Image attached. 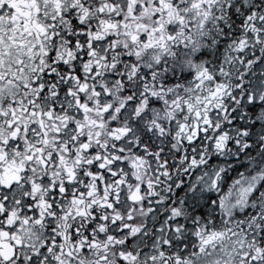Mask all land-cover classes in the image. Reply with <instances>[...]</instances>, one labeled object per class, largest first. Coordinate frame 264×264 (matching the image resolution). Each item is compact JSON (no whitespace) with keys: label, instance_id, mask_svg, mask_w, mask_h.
I'll return each instance as SVG.
<instances>
[{"label":"clouds","instance_id":"clouds-1","mask_svg":"<svg viewBox=\"0 0 264 264\" xmlns=\"http://www.w3.org/2000/svg\"><path fill=\"white\" fill-rule=\"evenodd\" d=\"M227 2L234 6L233 11L238 19H244L246 13L250 15L249 9L255 12L252 20L245 19L243 25H237L241 32L240 37H231V32L235 31L231 28V23L234 21H231L228 9L225 8V27L229 29V35L226 36L223 29L217 30L209 25L212 30L205 31L202 38L198 27L194 26L191 36L193 41L199 42V47L192 43L181 45L178 49L170 46V53L162 56L159 66L153 64L150 69H145L155 73L154 80L151 77L139 79L138 76L143 77L144 72H138V76L133 75L131 65L120 62V57L131 50V45L127 50L122 47L126 40L123 36L119 37L121 51L118 55L110 50L102 51L98 47L96 55L74 60V56L68 54L67 36L70 34L76 38V32L71 30L70 22L58 23V30L65 32V35L55 42L56 58L59 60L63 57L68 60L67 67L71 70L72 77L69 79L68 73L55 65H47V67L56 73L62 84L73 90L71 97L61 96L66 108L70 107L71 110L68 122L84 123L85 127L83 133H76L72 128H68L65 132L64 121L61 119L59 127L64 136L60 138L59 143H56L57 138L53 135L55 129L52 122H49L47 145L42 142L37 145L34 142V147H42L46 157L50 153L61 154L65 144L70 149H74L64 154L65 161L75 172V190L79 191L80 187H84L93 192L91 197L85 195L84 203L78 206L88 212V216L87 218L77 216L75 220L69 219L66 222L61 218V214L57 213L52 223L56 225L57 233L65 231L66 223L78 227L81 238L86 233H92L98 244V247L89 248L86 252L75 253V258L71 261L65 257L66 264H120L121 252L126 255L130 252L135 254V260L129 255L127 264H175L178 252H184L182 264H248V261L243 259L244 256H255L258 260L260 259L255 252L258 245L251 243L252 230L247 227L249 223H255V221L252 220L251 213L245 215L248 209H242L236 204L238 189L233 185L236 179L233 170L237 169L245 173L250 171V168L244 166L249 165L254 154L243 151L245 139L240 135L238 125L248 126L250 121L259 123L258 117L264 119L261 117L264 106H258L255 115L248 111L247 106L242 107L239 103L227 107L226 115L224 108H221L220 113L217 114L212 107H209L212 126L209 127L207 134L197 137L193 131L195 126L199 124L200 129L205 127L203 100L197 106L201 110L200 121H196L193 115L186 112H178L174 104L178 94L181 102L185 98L189 99V102H194L190 94L175 87L177 82L188 84V81L182 79V75L187 76V73L193 70L192 65H195L197 69L208 66L220 75L221 82L227 84L230 90H236L238 85L235 81L246 83L243 77L249 71L248 58L252 57L255 61L259 50L264 49V24L259 21V16L264 14V0H227ZM88 3L92 4L93 0H88ZM96 3L103 4L105 0H96ZM221 3H225V0H221ZM117 12H120L119 4ZM93 17H97L95 8L89 13V19ZM114 18L113 16L112 19ZM253 21H255L256 32L249 38L248 33L254 26ZM85 24H88V20H85ZM257 33L262 34L260 46L259 49H253L250 45L255 41ZM239 39L247 42L243 51L240 49ZM225 41L230 43L225 44ZM217 46L221 50L219 59L223 63L224 73L219 72L220 65L213 68V61L217 57L215 51ZM47 47H53L50 41ZM88 51L90 49L85 44L84 52ZM72 52L80 53V49L74 48ZM204 52L209 53V56L201 57V53ZM104 55H107L108 59H101ZM114 56L118 61L116 68L112 66ZM144 64L145 61L136 60L138 70L143 68ZM165 66H167V72L164 71ZM77 68L80 69L82 77L80 82L75 79ZM93 68L95 71H91ZM84 81H86V91L83 93L84 103L91 106V111L86 115L89 121H98L103 127L89 125L82 119H77L79 114L74 101ZM215 83V80L207 82L203 86V91L196 90L193 94L205 97ZM161 85H163L162 90ZM94 89L100 92L99 96L94 94ZM150 90L157 91L158 96L149 97L147 93ZM243 91L244 89L241 88V95ZM224 98L229 99L227 93ZM149 99H158L160 103L149 106L145 103ZM69 101L73 103L70 105ZM257 104H260L259 100ZM105 105H110L108 112L103 111ZM235 109H239V112L233 117L232 113ZM169 112L175 113V117L170 118ZM239 113H247V115L241 119ZM229 119H232L234 123L228 124ZM175 120L187 125L185 132L175 131L177 128ZM4 123L0 121V125ZM157 124L160 125L159 129ZM114 129H128L130 134L125 135ZM0 132L6 136L8 129L2 127ZM224 132L228 133L227 139L230 143L225 144L223 151H219L213 147V144L217 134ZM72 135L90 136V147L95 150L94 153L82 152L79 141L74 142L71 139ZM188 135L193 136L192 145L187 143ZM116 136H120V140H116ZM237 140H239L240 151H237L235 143ZM24 155V152H20L18 159L21 162ZM97 155L100 156L99 161L96 159ZM114 155L119 157V161L113 160ZM137 155H141L142 166L137 169L120 170ZM38 156L39 153L33 164L28 165L29 172L26 178L28 183L35 181L38 186L35 192L36 200L56 204L64 201L66 211L68 208L77 207L71 205L64 194H55L52 191L54 187H59L73 179L65 173L64 164L49 160L47 168H44L39 164ZM194 156L197 160L196 166L191 163ZM105 158L110 162L105 169L95 168V177L85 175L93 171L95 165L104 163ZM162 165L164 167H161ZM112 169L117 172L115 177L107 175ZM221 169L223 172L220 171ZM217 173H220L219 179ZM45 177L47 182H44ZM213 180H217L215 188L212 186ZM229 186H232L231 200L225 196ZM137 189H140V198L130 200L129 197ZM4 195V191L0 190V203H4ZM7 195L8 207L23 218L20 206L14 203L16 199H23V185L8 192ZM28 196L29 198L33 196L31 190L28 191ZM213 197L216 200L214 205L210 204ZM222 198L224 199L223 208L220 207ZM109 200L115 205L111 210L101 206L106 205ZM89 205L94 209L96 217L107 216L108 219L99 221L94 219ZM33 207H36V203H33ZM44 209H47V203L44 204ZM201 212L204 213L203 216L200 215ZM252 212L264 215V200H259L256 207L252 208ZM113 217H119V219L114 223ZM2 223L4 221H0V224ZM97 224L103 225V233L95 231ZM22 228L18 238L26 244L34 245V248L18 249L17 255L24 259V264H28L26 257L31 255L33 250L39 249L41 243L50 239V236L46 226L29 224ZM209 230L221 232L223 235L205 245L202 241L207 237ZM109 235L112 236L111 240L107 239ZM165 241L169 243L165 245ZM69 246L65 242V247ZM85 247L88 248L87 245ZM36 259L39 260L40 257ZM12 264H16V261H12ZM45 264H51V261Z\"/></svg>","mask_w":264,"mask_h":264},{"label":"snow or ice","instance_id":"snow-or-ice-1","mask_svg":"<svg viewBox=\"0 0 264 264\" xmlns=\"http://www.w3.org/2000/svg\"><path fill=\"white\" fill-rule=\"evenodd\" d=\"M118 4L120 12H117ZM93 8L97 12V17L89 19V13ZM225 8L228 9L231 21H234L231 23V28L235 31L231 32V37L239 38L241 32L237 25H243L245 19L252 20L255 12L249 9L250 15L246 13L244 19H238L233 11L234 6L227 0L225 3H221V0H122V2L121 0H105L103 4L96 3V0H93L92 4H89L88 0H0V121L5 122L0 125V128L8 129L6 136L0 132V190L5 193L4 203H0V221H4L0 224V264H12L14 260L16 264H24V259L17 255V250L34 248V245L24 243L22 239L18 238V235L23 230L22 226L29 224L46 226L50 239L41 243L39 249L33 250L31 255L26 257L28 264H45L47 261H51V264H66L65 257L71 261L75 258V253L86 252L89 248L98 247L97 240L93 238L92 233H86L81 238L79 228L67 223L65 231L57 233L56 225L52 223L57 213H60L61 218L66 222L69 219L75 220L77 216L81 218L88 216V212L78 206L84 203L85 195L91 197L93 192L84 187H80L79 191L75 190V172L65 161L64 154L74 149H70L65 144L61 154L50 153L46 157L42 147H34V142L37 145L41 142L47 145L49 122H52L55 129L53 135L57 138L56 143H59L60 138L64 136L59 127L61 119L64 121L65 132L68 128H72L76 133H83L85 127L84 123L68 122L71 110L70 107L66 108L61 96L71 97L73 90L62 84L56 73L47 67V65H55L58 69L68 73L69 79L72 77L71 70L67 67L68 60L63 57L59 60L56 58L55 42L65 35V32L58 30V23L70 22L71 30L76 32V38L70 34L67 36L68 54L73 55L74 60L96 55L98 47L102 51L110 50L118 55L121 51L119 37L123 36L126 40L122 47L127 50L131 45V50L120 57V62L129 63L133 75L138 76V72H144L143 77L138 76L139 79L151 77L154 80L155 73H150L145 69H150L153 64L159 66L162 56L170 53V46L178 49L181 45L192 43L197 48L199 47V42L193 41L191 36L194 26L198 27L202 38L205 31L212 30L209 25L217 30L223 29L225 35H229V29L225 27ZM113 16L114 19H112ZM85 20H88V24H85ZM259 21L264 24V14L259 16ZM253 25L252 30L248 33L249 38L256 32L255 21H253ZM261 36L260 33L256 34L255 41L250 45L253 49H259ZM49 41L53 45L51 48L47 47ZM224 43L229 44L230 42L225 41ZM246 43L244 39H239L241 51L245 50ZM85 44L90 51L84 52ZM74 48H79L80 53L73 54L72 49ZM215 51L217 57L213 61V68L220 65L219 72L224 73L223 63L219 59L221 51L219 46ZM204 56H209V53H201V57ZM201 57H197V59H201ZM101 59H108V57L104 55ZM137 59L145 61L144 67L139 70L136 67ZM112 61V66L118 67L115 56L112 57ZM248 61L249 71L243 77L246 83L235 81L238 85L236 90H230L227 84L221 82L220 75L208 66L197 69L195 65H192L193 70L188 72L187 76L182 75V79L188 81V84L180 82L175 84L176 89H182L185 93L190 94L194 101L189 102V99L185 98L181 102V97L178 94L174 101L178 112H186L193 115L196 121H200L201 110L197 106L203 100V124L205 127L200 129L199 124L195 126L193 131L197 137L207 134L209 127L212 126L211 115L208 112L209 107H212L217 114L220 113L221 108H224L226 115L227 107L239 103L242 107L247 106L248 111L255 115L256 108L264 106V49L259 50L255 61L252 57H249ZM91 71H95V68ZM164 71H168L167 66L164 67ZM75 79L77 82L82 80L79 68L76 70ZM213 80L216 83L205 97L193 94L196 90L203 91L204 84ZM241 88L244 89L242 95ZM162 89L163 85H161ZM84 91H86V81L81 84L79 94L74 101L79 114L77 119H82L89 125L95 124L97 127H103L98 121H89L86 113L91 111V106L84 103ZM225 93L229 98L227 100L224 98ZM94 94L99 96L100 92L94 89ZM147 95L156 98L158 92L150 90ZM257 100L260 101L259 105ZM68 103L71 105L73 102L69 101ZM145 103L149 106L158 105L160 100L149 99ZM109 110L110 105H105L103 111L108 112ZM238 112L239 109H235L232 116L235 117ZM175 115V113L169 112L170 118H174ZM246 115L247 113H239L241 119ZM261 117H264V112L261 113ZM258 121L259 123L250 121L248 126L238 125L239 133L245 139L243 151L254 154V158L250 160L249 165L244 166L250 168L249 172L233 170L236 175L233 185L238 189L236 204L242 209H248L245 215L251 213V218L255 221V223H249L247 227L252 230L251 243L258 245L255 252L260 259L258 260L255 256H244L243 259L248 261V264H264V215L252 212V208L256 207L257 202L264 200V119L258 117ZM174 122L177 124L175 131H186L185 123L179 120ZM233 123L234 121L229 119L228 124ZM157 128H160L159 124H157ZM114 131L125 135L130 134L128 129H114ZM161 131L163 130L161 129ZM227 137V132L218 133L213 147L223 151L225 144L230 143ZM120 138V136L115 137L116 140H120ZM71 139L74 142L79 141V148L82 152L94 153L95 150L90 147V136L72 135ZM187 143L193 144L192 135L187 136ZM235 143L237 151H240L239 140ZM193 151H195L194 148ZM20 152L25 153L23 162L18 159ZM37 153H39V164L44 168H47L49 160L64 164L65 173L73 179L59 187H54L52 191L55 194H64L65 199L77 207L68 208L66 211L64 201L56 204L36 200L35 192L38 190V186L35 181L28 183L26 178L29 172L28 165L33 164V161L37 159ZM141 155H137L134 160L125 164L120 170L137 169L142 166ZM96 159L99 161L100 156L97 155ZM113 160L119 161V157L114 155ZM196 162V157H192L193 166H196ZM109 163L105 158L104 163L95 165L93 171L85 175L95 177V168L103 170ZM220 171L223 172V169ZM253 173L255 174L253 175ZM107 175L115 177L117 172L112 169ZM219 176L220 173H217L218 179ZM44 182H47V177L44 178ZM117 183H121V181H117ZM20 185H23V199H16L14 203L20 206L23 218L8 207L7 193ZM212 186L213 188L217 186V180L212 181ZM148 187L151 186L148 185ZM177 187L179 188V186ZM29 190L33 192L31 198L28 196ZM139 192L140 189H137L129 199H139ZM225 196L231 200L232 186L228 187ZM33 203H36L35 208ZM45 203H47V209H44ZM215 203V198H211L210 204L214 205ZM101 206L111 210L115 205L109 200L106 205L102 204ZM220 207H224L223 198ZM89 209L92 211L94 219L98 221L108 219L107 216L96 217L91 205H89ZM200 215L203 216L204 213L201 212ZM118 219L119 217H113V222L115 223ZM45 221H47V225H45ZM241 223L243 224V221ZM95 231L103 233V225L97 224ZM222 235L221 232L209 230L207 237L202 242L207 245L221 238ZM245 238H248L247 234ZM107 239L111 240L112 236L109 235ZM65 242L70 246L66 248ZM168 243L169 241H165V245ZM86 245L88 248L85 247ZM129 255L133 260L136 259L132 252L127 255L121 252L120 264H127ZM183 256L184 252H178L175 264H182ZM37 257L40 259L37 260Z\"/></svg>","mask_w":264,"mask_h":264}]
</instances>
